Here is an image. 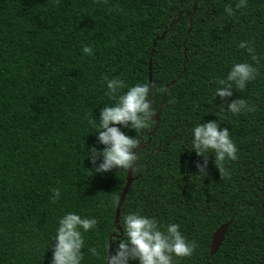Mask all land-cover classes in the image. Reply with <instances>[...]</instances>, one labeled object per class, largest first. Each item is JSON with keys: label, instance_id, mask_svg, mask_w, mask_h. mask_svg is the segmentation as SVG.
<instances>
[{"label": "trees", "instance_id": "1", "mask_svg": "<svg viewBox=\"0 0 264 264\" xmlns=\"http://www.w3.org/2000/svg\"><path fill=\"white\" fill-rule=\"evenodd\" d=\"M236 2L0 0V264H50L58 218L69 211L98 222L83 233L81 264H107L109 244L113 256L126 238L129 212L177 223L195 242L175 264H264V0L242 9ZM240 62L257 67V77L226 99H245L254 111L233 115L214 93ZM112 78L150 84L154 112L148 128L121 129L145 148L137 149L117 225L129 169L92 173L85 157L103 147L90 121L98 124L99 109L115 103L106 95ZM216 119L238 159L224 163V176L209 155L202 176L191 128ZM227 223L211 256L212 237Z\"/></svg>", "mask_w": 264, "mask_h": 264}, {"label": "clouds", "instance_id": "2", "mask_svg": "<svg viewBox=\"0 0 264 264\" xmlns=\"http://www.w3.org/2000/svg\"><path fill=\"white\" fill-rule=\"evenodd\" d=\"M247 6V0H237L235 9ZM224 12L232 16L234 9L226 6ZM238 48L253 53L250 41H240ZM82 52L92 55L91 46H84ZM257 62V57L251 55ZM257 77V67L252 63L240 62L231 65L224 79L217 81L214 98L219 97L221 103L227 105V112L233 115L254 111V106L245 99L236 98L228 101L233 94V88L243 90L245 85ZM106 88L110 98L115 103L99 109L98 124L90 121L97 129L96 142L103 145L101 149L92 147L86 152L93 167L92 173L109 172L112 169H132L136 160V152L140 145L139 139L133 135H126L123 128L131 130H144L150 126L154 112L150 106L148 95L149 86L145 83H136L128 86L119 78L106 79ZM121 89H126L119 94ZM135 149V151H134ZM191 151L201 157V162L196 164L198 173L206 174L208 157H213V163L220 175H228L224 168L226 161L238 159L237 146L230 137L227 128L220 127L216 120L200 122L191 128ZM84 157V158H85ZM99 160V162H97ZM60 197V189L52 190L51 202ZM95 217H82L74 212H67L58 218L55 234L52 241L55 243L51 249L50 264H81L84 246L83 233L97 227ZM177 223L164 225L149 216L139 212H129L123 217V230L125 239L116 244L115 255L109 258L107 264H175L173 257L183 258L193 254L196 244L186 240L179 230ZM95 254V249H89Z\"/></svg>", "mask_w": 264, "mask_h": 264}, {"label": "water", "instance_id": "3", "mask_svg": "<svg viewBox=\"0 0 264 264\" xmlns=\"http://www.w3.org/2000/svg\"><path fill=\"white\" fill-rule=\"evenodd\" d=\"M148 100H149V103L151 104L150 102V84H149V95H148ZM156 124H155V128L154 130H152V132L150 133L153 134L154 131L157 129L158 127V123H159V113L156 115ZM150 144V141L147 142L146 146H148ZM145 148V146H138V149H143ZM135 151V149H134ZM134 167H135V162H134ZM129 169L128 173H127V176H126V183H125V186L122 190V193H121V196L119 198V201H118V204H117V208H116V212H115V225L118 224V218H119V210H120V206L131 186V183H132V172H133V169ZM230 226V223H227V224H224L222 225L219 229H217V231L214 233L213 237H212V240H211V245H210V255L213 256L216 254V252L218 251V249L220 248L222 242H223V239L225 237V234H226V231L228 230ZM117 230L120 232V228L117 227ZM112 257V247H111V244H109V248H108V259H107V262L109 260V258Z\"/></svg>", "mask_w": 264, "mask_h": 264}]
</instances>
